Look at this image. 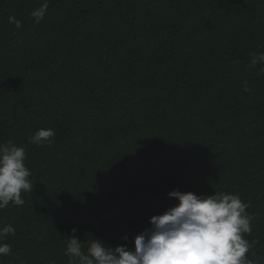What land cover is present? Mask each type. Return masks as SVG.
Here are the masks:
<instances>
[{
	"label": "trees",
	"instance_id": "1",
	"mask_svg": "<svg viewBox=\"0 0 264 264\" xmlns=\"http://www.w3.org/2000/svg\"><path fill=\"white\" fill-rule=\"evenodd\" d=\"M44 2L0 0V145L34 186L0 210V264H68L73 235L133 249L173 190L239 196L264 264V0H47L37 24Z\"/></svg>",
	"mask_w": 264,
	"mask_h": 264
},
{
	"label": "clouds",
	"instance_id": "2",
	"mask_svg": "<svg viewBox=\"0 0 264 264\" xmlns=\"http://www.w3.org/2000/svg\"><path fill=\"white\" fill-rule=\"evenodd\" d=\"M48 10L47 0L30 15L39 24ZM9 22L19 28L22 22L9 17ZM251 64H264V53H252ZM247 91V82H244ZM55 136L52 128L39 129L29 136L37 146L50 143ZM25 150L11 141L0 145V210L10 203L24 205L21 193L33 189L29 169L25 165ZM170 198L178 201L174 207L150 218V228L134 237V248L120 245L113 249L93 239L88 247L78 242L73 235L67 239L65 255L68 264H255L249 259L250 243L243 234H250L251 217L247 214L248 204L239 196L215 192L212 196H198L192 192L173 190ZM15 228L6 225L0 229V239L8 234L15 235ZM73 233L76 228L71 230ZM127 240V237H123ZM12 247L0 243V256H8Z\"/></svg>",
	"mask_w": 264,
	"mask_h": 264
}]
</instances>
